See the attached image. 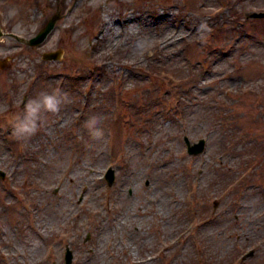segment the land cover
I'll list each match as a JSON object with an SVG mask.
<instances>
[{"label": "rangeland", "instance_id": "374dc122", "mask_svg": "<svg viewBox=\"0 0 264 264\" xmlns=\"http://www.w3.org/2000/svg\"><path fill=\"white\" fill-rule=\"evenodd\" d=\"M263 10L0 0V264H64L67 246L73 264H264V19L247 17ZM58 14L41 46L23 43ZM92 54L109 57L101 71ZM42 93L58 110L17 134L24 97ZM185 137L206 150L189 155Z\"/></svg>", "mask_w": 264, "mask_h": 264}, {"label": "clouds", "instance_id": "9594fccd", "mask_svg": "<svg viewBox=\"0 0 264 264\" xmlns=\"http://www.w3.org/2000/svg\"><path fill=\"white\" fill-rule=\"evenodd\" d=\"M9 15H12L9 12ZM61 101L56 93H42L39 98L30 100L25 105L24 114L15 126L14 131L21 136H28L36 132L38 127L39 115L42 109L56 111ZM99 117H93L89 121V127L93 135H102V129L98 127Z\"/></svg>", "mask_w": 264, "mask_h": 264}, {"label": "water", "instance_id": "95a60500", "mask_svg": "<svg viewBox=\"0 0 264 264\" xmlns=\"http://www.w3.org/2000/svg\"><path fill=\"white\" fill-rule=\"evenodd\" d=\"M248 17H253V18H264V11L263 12H252L248 14ZM59 18L58 15H56L54 18H52L50 20V22L48 23V25L43 29V31H41L37 37H35L34 39L31 40V44L33 45H37L40 44L41 42L44 41V39L47 37V35L50 33V31L54 28V25L57 21V19ZM3 35V32L1 30V25H0V37ZM58 57V54L56 53H47L45 54L46 59H53ZM0 64L6 65V61H2L0 62ZM187 143L189 145V152L190 154H199L201 153L204 148H205V140H200L198 143L191 145L190 141L187 139ZM2 176L4 175L3 172H1ZM107 179L109 181V184H112L115 180V171L111 168L109 169L108 173H107ZM72 261V252L69 251L68 252V257H67V264H70Z\"/></svg>", "mask_w": 264, "mask_h": 264}]
</instances>
